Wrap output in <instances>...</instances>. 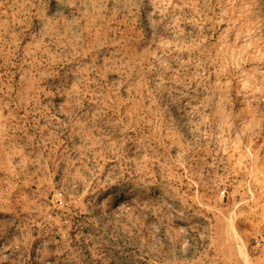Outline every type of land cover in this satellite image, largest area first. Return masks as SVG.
<instances>
[{
	"label": "rangeland",
	"instance_id": "obj_1",
	"mask_svg": "<svg viewBox=\"0 0 264 264\" xmlns=\"http://www.w3.org/2000/svg\"><path fill=\"white\" fill-rule=\"evenodd\" d=\"M0 264H264V0H0Z\"/></svg>",
	"mask_w": 264,
	"mask_h": 264
},
{
	"label": "bare ground",
	"instance_id": "obj_2",
	"mask_svg": "<svg viewBox=\"0 0 264 264\" xmlns=\"http://www.w3.org/2000/svg\"><path fill=\"white\" fill-rule=\"evenodd\" d=\"M244 256V255H243Z\"/></svg>",
	"mask_w": 264,
	"mask_h": 264
}]
</instances>
